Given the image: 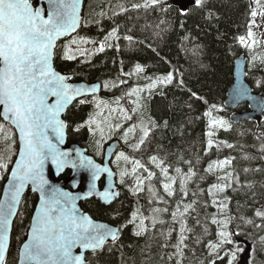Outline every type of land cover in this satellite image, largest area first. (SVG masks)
<instances>
[{
  "label": "trees",
  "instance_id": "1",
  "mask_svg": "<svg viewBox=\"0 0 264 264\" xmlns=\"http://www.w3.org/2000/svg\"><path fill=\"white\" fill-rule=\"evenodd\" d=\"M252 2L202 0L184 13L172 6V0L125 9L121 0H87L79 39L58 44L54 64L59 72L70 75L74 83L102 85L99 96L79 101L67 112L68 143L88 150L99 162L110 140L102 141L87 122L101 110L102 117L113 110L123 117V124L113 127L111 139L121 141L118 155L127 157L119 158L114 168L120 197L109 207L94 202L84 210L118 227L121 237L86 256L87 264H229L236 244L242 252L251 248L250 264H264V122L233 124L224 108L235 61L242 55L248 64L255 61L248 65L247 81L264 95V41L247 38ZM73 42L74 52L68 49ZM80 42H87L80 50L95 47L92 57L87 59V50L79 54ZM169 74L171 82L160 81V76ZM138 91H142L139 98ZM145 121L149 125L141 127ZM0 128L16 142L14 131L1 120ZM142 129L150 133L138 149ZM0 143L9 147L8 141ZM129 161L133 175L125 172ZM10 166L0 169V197ZM161 167L167 168L168 180L176 181L171 191L165 189L172 205L160 224L163 233L143 239L129 229L122 231L125 222L134 228L128 212L152 200V193L144 196L146 184H154ZM146 170L150 176L141 178ZM134 176L139 183L133 186ZM36 204L37 197L28 192L13 226L5 264H17ZM225 239L231 243L222 242Z\"/></svg>",
  "mask_w": 264,
  "mask_h": 264
},
{
  "label": "snow or ice",
  "instance_id": "2",
  "mask_svg": "<svg viewBox=\"0 0 264 264\" xmlns=\"http://www.w3.org/2000/svg\"><path fill=\"white\" fill-rule=\"evenodd\" d=\"M48 2L45 19L41 9L34 8L29 0H0V104L4 105L6 118L11 114L23 145L21 159L12 170V179L17 183L13 184L10 199L0 202V264H5L8 227L11 217L16 214L20 193L28 181L36 185L34 190L41 192L39 216L31 226L30 242L24 245L22 253L29 264H81L82 257L72 255L74 246L80 245L82 249H91L95 253L109 235L113 241L117 238L111 230L101 231L102 225L93 227L87 217L78 220L74 206L69 213L59 200L45 198L44 163L51 157L54 164L62 166L60 157L66 155L58 151L48 132L50 130L58 142H63L66 125L59 118L60 114L81 92L64 83L65 77L58 75L51 64L55 39L75 28L77 0ZM201 2L195 0L197 5ZM240 40L244 42L243 37ZM100 50L103 51V45ZM165 79L171 82V74ZM49 96L56 97L54 103H47ZM215 123L225 125L224 121ZM121 157L127 159L123 153L118 159ZM6 167L0 162V169ZM104 195L107 197L108 193ZM220 235L226 238L228 234ZM222 242L231 243L227 239Z\"/></svg>",
  "mask_w": 264,
  "mask_h": 264
},
{
  "label": "water",
  "instance_id": "3",
  "mask_svg": "<svg viewBox=\"0 0 264 264\" xmlns=\"http://www.w3.org/2000/svg\"><path fill=\"white\" fill-rule=\"evenodd\" d=\"M29 3L34 8L41 9L43 17L45 19L47 18V11L49 9L48 0H38L36 5H33L31 0H29ZM84 4L85 0H77L75 12L76 25L74 30H69L63 35L58 36L55 39L54 46L52 48L51 64L53 70L58 75H62L65 77L64 83L70 85L73 89L81 90L80 94L76 95L75 98L64 108V110L60 114L59 118L65 123V125V117L67 115V112L75 102L84 98L98 96L102 90L101 83L85 84L72 82L71 76L59 72L54 64L55 50L58 43L74 36L80 30ZM194 5L195 2L193 0H172V6L184 13H186ZM247 68L248 61L246 57L244 55L238 57L234 64L233 83L227 91V95L224 101V107L229 111L235 112L238 107L247 105L248 110L238 113L235 112L234 115L230 118L231 122L233 124L255 123L256 125L260 126L264 122V95L262 93H256L252 86L248 83ZM55 100L56 97L49 96L47 98V103L52 104L55 102ZM10 115V113L7 114L9 118H6L4 105L0 104V119L4 124L13 129L18 144L17 154L8 174L7 180L4 183L0 202H5L6 200L10 199L13 190V184L17 183L12 179V170L16 168V162L21 159L20 152L23 148L19 129L13 123ZM48 136L49 139H51L52 142L56 145L58 151L66 155L60 157L62 166L58 167L57 164H54L51 157H49L44 163L43 179L44 181H46V183L43 184V190L45 198L59 200L60 204L64 208H66L69 213H72L74 206V214L78 220L82 219L83 217H87L88 220L91 221L93 227L102 225L103 228L100 229L101 231L111 230L116 233V240L113 241L111 236L109 235L106 238L104 245L100 249H97L95 251L98 252L106 244H113L118 241L121 235L120 230L118 227L113 226L112 224L94 220L88 213H86L82 209L81 204L89 200H95L99 201L105 206H110L119 198L121 190L117 186L116 175L112 168V160L118 150L121 149V144L118 140L112 141L107 144L104 148L103 160L101 163H99L93 157L87 154V150L80 148L76 144H68L67 125L64 129V139L62 143L56 140L54 133H51L50 130L48 132ZM88 161H91V164H89ZM98 169H106V171H98ZM67 173L69 175L62 179V177ZM101 182H103L102 188H100ZM35 187L36 185H34L31 181H28L25 183L24 188L20 193V202L16 206V214L11 217V223L8 227V241L4 253L5 261L10 249L13 226L18 216L21 202L24 196L29 192L30 194L37 197V204L31 218L26 239L19 249L17 263L29 264V261L22 255V253L24 251V245L30 242L31 226L35 223L36 218L39 216V210L41 208V192L38 189L34 190ZM105 193H108L107 197L104 195ZM65 194H67V196ZM56 214L58 215L59 213ZM91 253H93L91 249H82L80 245H76L72 248L73 256L79 255L82 257L81 264H86V255ZM241 264H247L246 257L242 258Z\"/></svg>",
  "mask_w": 264,
  "mask_h": 264
},
{
  "label": "rangeland",
  "instance_id": "4",
  "mask_svg": "<svg viewBox=\"0 0 264 264\" xmlns=\"http://www.w3.org/2000/svg\"><path fill=\"white\" fill-rule=\"evenodd\" d=\"M90 3L93 0H89ZM122 1V8L125 9L127 7H131V6H138V5H143L148 3H151L155 0H121ZM157 1H165V0H157ZM106 5V8L108 7V2ZM103 5V6H104ZM95 9V7L93 8ZM252 10H253V14H252V23L250 25L249 31H248V39H258L260 41H264V0H253L252 2ZM113 11V7L110 9L109 14ZM255 14V15H254ZM249 33H251V36H249ZM79 36L76 37L74 40H78ZM87 42H80L79 46L76 48V50H78L79 54L81 51L83 50H87L86 52V57L87 59L92 57L94 55V53L96 52L95 47L92 48V46L90 45L88 48H86L85 46L80 50L79 47H81L82 45L86 44ZM244 43V42H243ZM245 46V45H243ZM96 47H101V44H97ZM69 50L74 52V42L73 44H71L68 47ZM70 57H74V53L70 54ZM86 59V60H87ZM256 64L255 61H250L249 64ZM248 64V65H249ZM253 69H255V67H253ZM167 76H160L159 79L161 82H167L166 78ZM134 92H131L130 94H132ZM138 98L140 95H142V91H138L135 94ZM142 98H140L138 100V102L136 103L134 110L138 111L141 103H142ZM225 108V107H224ZM226 111H228L230 113L229 118H231V115H234V111H229L227 109H225ZM151 112V111H150ZM101 113L102 110H101ZM101 113L98 111L88 122L87 125L90 127L91 131H95V133L98 135V133L96 131H99V137L102 141H111V139L113 138V133H114V128L116 125L121 126L123 124L122 121V115L118 112V111H110L108 115H104L103 117L101 116ZM238 113V112H237ZM131 120V119H130ZM151 123V122H150ZM213 124V122H211ZM149 122L145 121L144 123H142L141 127H145L148 126ZM152 125V123H151ZM152 126H149V129H151ZM153 130V128L151 129V131ZM146 133V135H145ZM150 133L149 130L147 129H142V138L145 136H147V134ZM209 134L214 137L213 132H209ZM149 136V135H148ZM0 141L4 142V141H8L9 147L5 146V148H7V150H5L4 146L0 143L1 147H0V162L3 163H7V166H10L15 158L16 155V151H17V143L14 142L12 140V136L10 133H8L7 130L0 128ZM5 150V151H4ZM155 152V151H154ZM6 154H9V157L7 159V162L5 161L4 157ZM119 155L115 156L113 159V167L116 168L119 165L120 159H116ZM115 160V161H114ZM154 161H152L151 163L153 164ZM126 168L128 170H125V172H130L132 175V171H134L133 169V164L129 161L126 164ZM137 168V166H136ZM136 170V169H135ZM162 170V175L165 176V169L163 167H161ZM115 171V170H114ZM138 171V169H137ZM143 173V172H141ZM152 173V172H151ZM180 173V172H179ZM144 178H146L145 176H150V174L145 173L144 171ZM223 176V174L221 175ZM117 177V175H116ZM220 177V175H219ZM130 179L133 180V186L136 183H139V179H137L135 176L131 177ZM169 187H172L175 185L176 181L174 180H169L168 182ZM130 218H131V223L134 226V228L132 229L133 233L140 235L143 239H146V237L148 236V234H151L150 232H148L146 226V223L144 220H142L140 216L136 215L134 209H131L129 212ZM152 216H154V213L152 214ZM136 217V219H134ZM150 220H154L151 219L149 217ZM184 225V224H183ZM143 235V236H142ZM11 245V243H10ZM234 247L232 248V251H230V253L233 255L235 253V259H230L229 261H231V264H241V260H242V255L243 252L242 251H238V247H236V245H233ZM242 252V253H241ZM230 253H228L227 255H229ZM9 254V252H8ZM8 257V255H7ZM86 261V258H85Z\"/></svg>",
  "mask_w": 264,
  "mask_h": 264
},
{
  "label": "flooded vegetation",
  "instance_id": "5",
  "mask_svg": "<svg viewBox=\"0 0 264 264\" xmlns=\"http://www.w3.org/2000/svg\"><path fill=\"white\" fill-rule=\"evenodd\" d=\"M242 107H245L246 109L241 111ZM247 110H248V106L247 105H242V106L238 107V109L235 112H244V111H247ZM141 140H143V143H141V141H139V143L137 144V148L138 149L145 144V140L143 138ZM103 154H104V152H103ZM103 154H102V156H103ZM164 169H165V174H164L165 176H163L162 175L163 173L161 172L160 174H157V176L155 177L156 179H154V184L153 185L151 183H150V185L146 184V189L148 187V190H147L148 192H146L144 194V196H146V197L149 196V192H150V193H152V196H151L152 200H148L147 201L149 204L144 203V204H141V206L138 209H136V210L134 209L135 213L138 212L139 213L138 216L142 217L141 219L145 221V223H146L145 227L147 228L148 232L151 233L150 235L152 237H155L158 233H163L164 228H160V224L165 221V217L163 215L168 210H170V207L172 205V200L167 197V193H169L168 191H171V187H168L169 186L168 185L169 184L168 181L170 180V179L168 180V174L169 173L167 172V168L166 167H164ZM143 174L144 173H141V178H143ZM102 185H103V183L100 184V188H102ZM165 189L168 190V191H166ZM94 202L99 203V205H101V206H105V205L101 204L99 201L90 200V201H86L85 203H82L81 207H82L83 210H85L87 204L89 206L93 207V203ZM105 207H109V206H105ZM129 212H128V217L130 218ZM153 213H154V216H152ZM119 217H121V216H119ZM149 217L151 219H154V220H150ZM134 219H136V217ZM94 220H96V219H94ZM96 221H98V220H96ZM101 222H103V221H101ZM103 223H106V222H103ZM165 226H166V224H165ZM126 229H129L128 231H129L130 234L133 233L131 226H129L127 222H125L123 224L122 231H124ZM130 229H131V231H130ZM182 231L179 232L180 235H183ZM248 248L246 249L245 252H243L244 254L242 255V258L246 257L247 264H250V258H251V253H252L251 251L252 250H251V248H249V249ZM100 251H98V252H100ZM95 253H97V252H95ZM95 253L87 254L86 256L92 255V254H95ZM241 263H242V260H241ZM86 264H87V262H86Z\"/></svg>",
  "mask_w": 264,
  "mask_h": 264
}]
</instances>
